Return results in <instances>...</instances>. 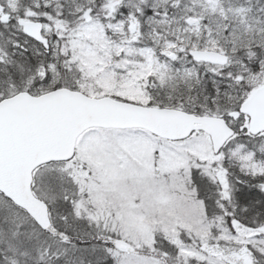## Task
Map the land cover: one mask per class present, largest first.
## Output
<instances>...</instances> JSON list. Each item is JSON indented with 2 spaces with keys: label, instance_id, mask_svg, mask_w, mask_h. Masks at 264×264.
<instances>
[{
  "label": "snow or ice",
  "instance_id": "obj_1",
  "mask_svg": "<svg viewBox=\"0 0 264 264\" xmlns=\"http://www.w3.org/2000/svg\"><path fill=\"white\" fill-rule=\"evenodd\" d=\"M0 264H264V0H0Z\"/></svg>",
  "mask_w": 264,
  "mask_h": 264
}]
</instances>
